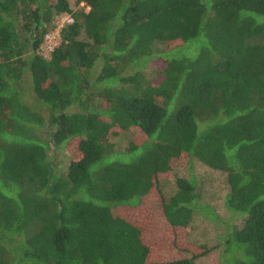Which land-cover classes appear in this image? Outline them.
Masks as SVG:
<instances>
[{"label":"trees","instance_id":"1","mask_svg":"<svg viewBox=\"0 0 264 264\" xmlns=\"http://www.w3.org/2000/svg\"><path fill=\"white\" fill-rule=\"evenodd\" d=\"M78 2L0 0V264H199L207 244L152 261L145 231L153 199L177 237L193 218L195 184L160 185L180 160L225 173L244 218L222 261L264 264V0ZM153 56L165 65L146 78ZM64 142L76 154L56 170ZM140 205L142 222L118 213Z\"/></svg>","mask_w":264,"mask_h":264},{"label":"rangeland","instance_id":"2","mask_svg":"<svg viewBox=\"0 0 264 264\" xmlns=\"http://www.w3.org/2000/svg\"><path fill=\"white\" fill-rule=\"evenodd\" d=\"M67 1L73 11L84 6V3H79L78 0ZM65 14L71 16L70 13L58 15L54 21V28L47 32L52 34L51 37L56 46L60 42V28L57 26V21ZM40 48L42 54L48 56V49L50 47L44 42V39ZM164 65V62L153 56L144 68L146 78H153L156 70L163 68ZM25 99L29 103L31 102L30 104H33L32 95L28 91H26ZM131 137L132 132L127 131L116 135L111 140L114 143L115 149L122 151L128 146V141ZM65 143L61 147L50 149V161L56 170L60 169L64 171L70 161V156L76 154L75 144L70 143L66 145ZM167 174L170 175L160 180L164 196L168 198L176 189L177 178L184 177L190 179L195 184L197 194L196 204L191 222L186 229L179 232L177 237L162 222L160 209H155L152 206L155 201L154 199L152 200L149 205L151 207L150 220L145 219V221H148L145 224V231L149 236L148 239L152 253L150 255L151 260L161 262L183 257L187 253L183 252L182 249L190 243H194L207 244L211 248L205 256H201L196 260L199 264H225L223 262L224 259L222 261L221 253L225 252L226 255H229L231 251L227 250L228 246H224L223 244L234 230L242 226L244 219L242 215L229 211L224 205L225 197L229 191L225 173L216 171L198 160H193L191 163H184L180 160L179 165L175 166L173 171ZM138 208L139 211L132 208H122L118 213L129 217L132 221H137L138 218L140 220L141 215L147 211L148 207L140 205Z\"/></svg>","mask_w":264,"mask_h":264},{"label":"built area","instance_id":"3","mask_svg":"<svg viewBox=\"0 0 264 264\" xmlns=\"http://www.w3.org/2000/svg\"><path fill=\"white\" fill-rule=\"evenodd\" d=\"M72 22V17L65 14L64 16H62L60 18L59 21H57V26H59V28H61L64 24L66 23H70ZM52 34L51 33H47L45 34L44 36V42L47 43L50 47V49H48V55L51 51H53V49L56 47V43H53V40H52ZM58 46V45H57ZM45 56V55H44ZM47 56V55H46Z\"/></svg>","mask_w":264,"mask_h":264}]
</instances>
